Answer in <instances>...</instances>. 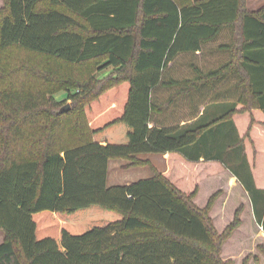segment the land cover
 I'll use <instances>...</instances> for the list:
<instances>
[{
  "label": "trees",
  "instance_id": "1",
  "mask_svg": "<svg viewBox=\"0 0 264 264\" xmlns=\"http://www.w3.org/2000/svg\"><path fill=\"white\" fill-rule=\"evenodd\" d=\"M225 30L214 69L191 63V77H168L180 56ZM159 89L171 92L161 99ZM221 103L231 107L196 121ZM179 105L180 120L168 124ZM142 154H167L180 168L161 173ZM119 159L155 176L108 187ZM203 163L210 174L232 172L264 228V9L249 12L247 0H4L0 264H228L222 244L238 221L220 237L208 208L192 202V169Z\"/></svg>",
  "mask_w": 264,
  "mask_h": 264
},
{
  "label": "rangeland",
  "instance_id": "2",
  "mask_svg": "<svg viewBox=\"0 0 264 264\" xmlns=\"http://www.w3.org/2000/svg\"><path fill=\"white\" fill-rule=\"evenodd\" d=\"M248 1H250L252 7L258 6L256 0H247V3ZM3 7L4 0H0V11ZM191 63V55L180 56L168 69V77L179 80L191 77L193 74L190 68ZM203 65L205 68L209 67L206 64ZM108 71L105 70L99 74L105 76L109 74ZM99 74L97 72L94 73L96 76ZM170 92L167 89H159V98H166ZM66 96L67 93L63 91L57 94L56 98L62 100ZM68 104L71 105V101ZM181 111L182 109L179 105L170 114H166L165 120H167V123L170 125L176 124L183 114ZM161 157L150 158L151 163L160 171H164L163 173H171L173 177L180 168V162L173 161L169 156L164 161ZM120 162H112L111 170L113 169V176L123 172V166H118ZM210 168V166L203 163L197 165L194 170L192 169V172L197 176V184L199 185L197 194L192 199V202L200 210L208 208V216L220 237L226 234L236 220L238 221L231 234L222 244V260L228 264H264V228L256 219L250 194L245 190L241 182L238 179L236 180L230 170L210 174ZM130 172L135 174V176H141L137 178L146 179L148 178L147 176H151L150 168L133 169ZM122 174L127 176V173L126 175L125 173ZM113 179L115 178H111L110 182L107 181L108 187L120 185V183L113 184ZM238 211L239 215L237 214ZM2 232L0 230V244L3 242L4 235Z\"/></svg>",
  "mask_w": 264,
  "mask_h": 264
},
{
  "label": "crops",
  "instance_id": "3",
  "mask_svg": "<svg viewBox=\"0 0 264 264\" xmlns=\"http://www.w3.org/2000/svg\"><path fill=\"white\" fill-rule=\"evenodd\" d=\"M256 3L258 4V6L257 7H252L251 4H250V1H248L247 10L249 12H257V11H259L261 9H264V0H256ZM229 41H230V32H229V30H225L221 34L219 39L216 42L211 43L212 45L208 46L207 49H205L204 51L197 52L196 54H192L191 55V57H192V65L196 64V65L201 67V69H203L206 72H208L209 70L214 69L216 64L220 60H222V61L224 60V56L223 55H219V53L217 52V48L216 47L218 45H221V44H228ZM214 46H216V47H214ZM203 64H206V66H209V67L205 68ZM192 73H193V69H192ZM232 84H230V87L232 86ZM221 88H223V87H221ZM227 106L231 107V104H222L221 103L219 105L207 106L206 109L202 108V112L200 114L201 116L199 118H197L196 121H198L201 118H214L216 115L223 113V110H225V108H228ZM196 121L193 120L192 123L196 122ZM238 122H239V120L236 121L237 124H238ZM157 157H159V158L161 157L165 161L166 158L168 157V155L167 154H142V155L138 156V159L143 160V161H150L151 162L150 158H157ZM113 161H121L118 166H120V165L123 166L124 169H123L122 173H125V175L127 173V176H124L122 173H121L122 175L121 174H117V175L113 176V174H112L113 169L111 170V166H112V162ZM131 165H132V161H129V160H125V159L111 160L110 163H109V174H108V180L107 181L110 182L111 178L114 177L115 179H113V181H112L113 184L120 183V185H118V186L131 185V184L136 183V182H138L140 180H143L144 178H137V177H141V176H135V174L131 173L130 170L141 169V168H150V167H133ZM155 168L161 173L164 172V171H160L156 166H155ZM150 171H151V174H150L151 176H147L148 178H146V179H150V178H153L155 176L154 171H153L152 168H150ZM236 180H237V178H236ZM3 235H4V233H3ZM0 239H1V235H0ZM4 239H5V236H3V242H4Z\"/></svg>",
  "mask_w": 264,
  "mask_h": 264
}]
</instances>
